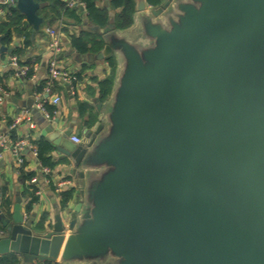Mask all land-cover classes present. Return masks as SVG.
Segmentation results:
<instances>
[{
	"label": "water",
	"instance_id": "water-1",
	"mask_svg": "<svg viewBox=\"0 0 264 264\" xmlns=\"http://www.w3.org/2000/svg\"><path fill=\"white\" fill-rule=\"evenodd\" d=\"M43 5L15 0L33 37ZM136 8L140 41L112 20L100 29L107 42L96 57L116 49L123 62L108 126L87 129L81 143L73 126L50 135L80 180L71 220L58 209L51 228L37 227L18 191L12 217L0 206V257L264 264V0Z\"/></svg>",
	"mask_w": 264,
	"mask_h": 264
},
{
	"label": "crops",
	"instance_id": "crops-1",
	"mask_svg": "<svg viewBox=\"0 0 264 264\" xmlns=\"http://www.w3.org/2000/svg\"><path fill=\"white\" fill-rule=\"evenodd\" d=\"M59 1L68 6L69 0ZM40 2L44 3L38 10V15L42 20L34 32V37L32 36L33 25L31 24L27 26L23 24L21 31L13 30L11 38L7 40L3 39L0 34V81L9 92V96L0 110V134L6 133L14 139L26 137L37 148L38 156L30 151L24 153V163L27 169L35 172L32 177L37 176L38 178L37 183H35L37 198L34 199L33 206L28 211L26 205L28 201L32 200L31 190L29 189L27 195H22L23 185L19 181V165L14 155L10 151H6L4 156L0 158V206L2 207V191L6 189L11 200L8 215L12 217L15 198L19 191L22 196L24 218L27 220L35 215L34 224L39 227L42 216L46 213L47 218L41 228L45 226L51 228L54 214L58 209L65 217L66 222L71 220L68 209H73L80 201L78 195L80 180L77 175L70 173L67 168L72 166L70 159L58 153L50 135L62 134L65 129L73 126L70 139L72 136H77L82 142L87 129L95 128L99 123H104L105 129L108 126L107 111L123 62L116 49L103 60L96 57V54L104 48L107 42V35L100 30L104 26H97L89 21L86 7L82 9L76 5L68 6V10H62L55 0H42ZM147 2L154 5L149 0ZM95 3L109 13L115 29L121 35L127 36L133 42L141 40V17L136 5L131 25L126 28H118L114 18L122 8L113 6L112 0H95ZM9 7L10 5L3 6L5 13L0 16V23L5 20L9 13ZM48 28H55L60 32L61 51L58 54V59L61 66L74 73L76 79L71 84L62 81L56 84L48 83V61L52 56L51 36L47 32ZM82 36L88 42L86 51L79 49L74 43V39ZM2 46L6 47L7 50H3ZM12 56L18 57L20 65L28 66L29 70L32 68L31 75H28L29 70L27 75H18L17 68L11 64ZM111 60L114 62L113 64ZM107 79L112 80L110 81L111 88L109 94L104 97L102 83ZM46 94L49 96L45 98L44 95ZM56 96H60L61 99L59 103L54 104L53 99ZM41 103L49 112V116L40 109ZM98 104H101V108L98 107ZM24 111L26 113L23 114L21 122L15 129L9 130V125ZM39 165L50 169V176L53 180L63 178L73 180L71 187L73 198L66 207L60 206L61 194L55 192L53 183L45 182L40 173ZM28 182L30 183L27 181V184ZM0 230H6L1 223ZM13 256L18 259L19 264H22V258H18L15 254ZM112 257L110 255L107 261L100 264H111ZM48 262L53 264H94L86 261L78 263L72 261L67 263L35 261L33 264H47Z\"/></svg>",
	"mask_w": 264,
	"mask_h": 264
},
{
	"label": "trees",
	"instance_id": "trees-1",
	"mask_svg": "<svg viewBox=\"0 0 264 264\" xmlns=\"http://www.w3.org/2000/svg\"><path fill=\"white\" fill-rule=\"evenodd\" d=\"M42 1V0H40ZM57 5L61 6L62 10L67 9L68 6L61 4L59 0H55ZM85 3V7L87 8V18L89 21L93 22L95 25L99 26H106L109 21L111 20L109 17V13L105 11V9H101L96 3L95 0H81ZM162 0H149L154 5H158L161 3ZM113 6L118 7L120 6L122 10L115 16L114 22L118 28H126L131 25L132 23V15L135 12V0H112ZM61 11V10H60ZM24 15L18 10L17 7L14 5H10L9 13L7 14L5 20L0 23V34L3 36V39L7 40L10 39L12 36V32L14 31H21L23 26ZM90 40V39H89ZM75 45L79 47V49L86 51L87 50V39L83 36L74 39ZM112 64L114 63L111 60ZM32 68L29 70L28 75H31ZM112 80L107 79L102 83V93L103 96H107L110 92L111 82ZM57 81L54 83L56 84ZM19 181L23 185L22 195H27L29 189L31 190L30 193L32 195V200L28 201L26 205V209L28 211L31 210L33 206V201L36 199L35 190L37 186L34 183L27 184V181H30L31 177L35 174L34 171H30L27 169L26 164H22L19 167ZM2 209L9 214L11 200L10 197L6 193V189L2 191ZM73 198V190L69 189L67 191L62 192L61 194V201L60 206L66 207L70 200ZM47 214L45 213L42 216V220L39 224V227L43 225V222L46 220ZM0 264H19L18 259L11 255L7 261H3L0 259ZM47 264H53L48 262Z\"/></svg>",
	"mask_w": 264,
	"mask_h": 264
},
{
	"label": "built area",
	"instance_id": "built-area-1",
	"mask_svg": "<svg viewBox=\"0 0 264 264\" xmlns=\"http://www.w3.org/2000/svg\"><path fill=\"white\" fill-rule=\"evenodd\" d=\"M15 0H5L3 2H0V16L5 13V10L3 8L4 5H14ZM68 6H82L85 8V3L81 0H69ZM48 34L51 36L50 41V47L52 49V56L48 61V83L52 84L57 82H63V83H73V81L76 79L74 73H72L70 70L64 68L61 66L58 54L61 51V44H60V32L58 29L55 28H48L47 29ZM11 64H13L17 68L18 75H27V72L29 70L28 66L20 65L18 61L17 56H12L11 58ZM9 96V92L6 89V87L2 84L0 81V110L3 107V105L6 102L7 97ZM60 96H56L53 99V103L57 104L60 101ZM43 100V99H42ZM42 102V101H41ZM40 109L45 112L47 116H49V112L46 110L43 103L39 105ZM26 111L19 114L14 121L9 125V130H13L17 127V125L21 122L23 119V114H25ZM72 140L75 142H81V139L77 136H72ZM6 151H10L15 159L17 164L20 166L24 164L25 162V151H30L35 156H38L37 148L32 144V142L26 138H18L14 139L10 137L6 133L0 134V158L4 156V153ZM39 170L41 175H43L45 182L47 183H53L55 192L58 194H62V192L71 189L73 186V180L68 178H63L59 180H53L50 176V169L48 167L39 165ZM37 176H34L30 179V183H37ZM5 235L4 230H0V236Z\"/></svg>",
	"mask_w": 264,
	"mask_h": 264
}]
</instances>
